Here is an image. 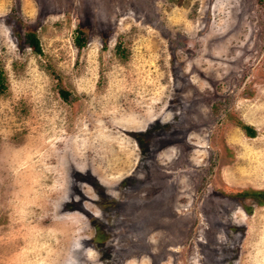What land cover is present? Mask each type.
I'll return each instance as SVG.
<instances>
[{
  "label": "rangeland",
  "instance_id": "374dc122",
  "mask_svg": "<svg viewBox=\"0 0 264 264\" xmlns=\"http://www.w3.org/2000/svg\"><path fill=\"white\" fill-rule=\"evenodd\" d=\"M0 71V264H264V0H0Z\"/></svg>",
  "mask_w": 264,
  "mask_h": 264
},
{
  "label": "trees",
  "instance_id": "16d2710c",
  "mask_svg": "<svg viewBox=\"0 0 264 264\" xmlns=\"http://www.w3.org/2000/svg\"><path fill=\"white\" fill-rule=\"evenodd\" d=\"M79 34L83 33V30L82 29H79L78 30ZM76 45L79 46V47H82L84 46L85 44V41L83 40V38L81 37V35H77L76 37ZM26 42L29 44V46L38 54H42L43 53V49H42V45H41V42H40V39L39 37L37 36V33L35 31H28L26 33ZM4 78H3V74L2 72L0 71V91H3L4 90ZM246 129V133L253 137L255 136V132L252 130L251 127H248L246 126L245 127Z\"/></svg>",
  "mask_w": 264,
  "mask_h": 264
}]
</instances>
